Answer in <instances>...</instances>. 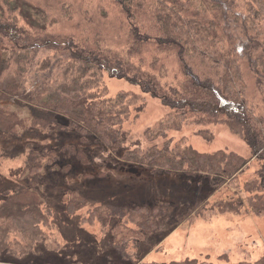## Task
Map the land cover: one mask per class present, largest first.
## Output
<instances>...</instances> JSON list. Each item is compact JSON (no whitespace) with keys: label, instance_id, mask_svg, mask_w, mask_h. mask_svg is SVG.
I'll return each mask as SVG.
<instances>
[{"label":"trees","instance_id":"1","mask_svg":"<svg viewBox=\"0 0 264 264\" xmlns=\"http://www.w3.org/2000/svg\"><path fill=\"white\" fill-rule=\"evenodd\" d=\"M112 1L128 22L126 55L104 46L103 36L97 34L94 40L87 37L44 42L22 35L18 28L20 16L32 26L44 28L40 23L45 18L40 15L45 12L25 0H0V48L4 52L3 57L0 54V132L19 135L28 128L70 129L81 138L80 142L111 147L121 140L123 123L144 96L134 91L108 96L104 77L107 74L129 79L141 84L145 93L160 97L173 111L147 131L150 142L164 139L162 145L129 150L122 158L154 174L203 178L213 193L232 184L239 188L251 160L228 150L201 152L192 145L173 144L167 136L169 131L181 130L189 120L205 126L224 124L252 148L258 167L254 178L241 183V191L248 195L250 209L264 214V0ZM149 41L156 42L158 49L177 53L184 77L180 86H169L164 93L155 76L133 63ZM46 49L53 55L40 62ZM39 62L40 75L29 88L26 79ZM255 97L261 99L262 106L255 103ZM63 118L68 124L61 121ZM209 135L207 132L206 137ZM27 149L25 180L5 190L0 201V261L5 254L20 259L35 253L38 245L46 242L52 224L42 181L62 159L54 149L41 151L33 143ZM63 149L69 156L89 163L86 153L74 144ZM68 192L69 214L89 207V217L84 221L90 224L98 221L106 227L117 213L107 204L90 207L79 190ZM242 193L216 203V210L240 212L245 200ZM207 204L206 200L196 202L178 220L202 215ZM164 213L163 203L122 208L126 220L114 226V237L125 259H133L131 240H146L159 228ZM169 264L214 263L187 258ZM232 264H264V255L255 262Z\"/></svg>","mask_w":264,"mask_h":264},{"label":"rangeland","instance_id":"2","mask_svg":"<svg viewBox=\"0 0 264 264\" xmlns=\"http://www.w3.org/2000/svg\"><path fill=\"white\" fill-rule=\"evenodd\" d=\"M25 1L45 12V15H40L45 19L40 23L44 28H40L32 26L20 16L18 28L22 35L44 42L46 39L65 41L87 37L94 40L97 34L96 37L103 36L104 46L126 55L128 22L112 0ZM36 18L33 17V21ZM44 51L40 55V62L42 58L53 55L49 49ZM3 53L0 48L2 57ZM40 62L33 65L26 79L29 88L40 75ZM133 63L155 76L162 84L164 93L169 86H180L183 82L177 53L166 48L158 49L154 41L144 44L140 54L133 58ZM244 69L247 71L245 65ZM249 75H246L248 83ZM103 85L108 90V96L115 97L120 91H134L144 96V101L132 107L130 116L123 123L121 140L111 147L92 141L80 142L81 138L70 129H67L68 132L64 129L65 132L28 128L19 135L0 132V201L4 198L5 190L15 188L25 180L23 171L30 143L39 150L54 149L62 159V163L58 162L54 169L46 172L42 181L41 189L52 211V224L47 229L49 236L46 242L38 245L35 253L24 258L17 259L5 254L0 264H169L187 258L232 264L259 260L264 255V214L253 212L246 201L248 195L241 191L242 184L254 178V171L258 167L252 148L246 141L233 134L224 124L205 126L193 124L190 120L181 130L167 134L173 144L192 145L206 153L234 151L251 160L249 169L240 178L239 188L232 184L223 191L213 193L207 181L200 177H189L182 173L179 175L183 177L154 174L144 166L126 162L122 157L129 150L162 145L164 139L150 142L147 131L173 110L165 106L160 97L145 93L141 84L129 79L106 74ZM254 100L256 104H262L260 98L255 97ZM61 121L68 124L64 118ZM207 132L210 137H206ZM65 144H74L76 149L86 153L89 163L84 164L75 156H69L63 149ZM64 166L69 167L64 170ZM70 190H79L88 199L90 207L102 204L112 207L117 213L109 225L105 227L98 221L93 224L84 221L89 217V207L75 215L69 214L66 206ZM236 192L242 193L240 195L245 199L240 212L220 213L216 210V203L235 197ZM200 200L208 202L202 215L178 220V216ZM156 203L165 204L159 228L146 240H131L129 251L133 259H125L118 251L114 237V226L126 220L122 208ZM125 234L128 235V232Z\"/></svg>","mask_w":264,"mask_h":264}]
</instances>
